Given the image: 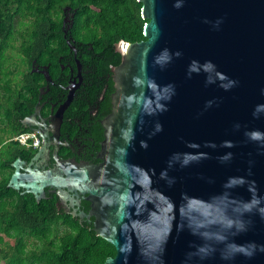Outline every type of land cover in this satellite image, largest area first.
I'll return each mask as SVG.
<instances>
[{"label":"water","instance_id":"water-1","mask_svg":"<svg viewBox=\"0 0 264 264\" xmlns=\"http://www.w3.org/2000/svg\"><path fill=\"white\" fill-rule=\"evenodd\" d=\"M137 2L145 40L116 45L104 163L27 176L17 160L8 188L86 196L72 215L116 249L104 264H264V0Z\"/></svg>","mask_w":264,"mask_h":264},{"label":"trees","instance_id":"trees-1","mask_svg":"<svg viewBox=\"0 0 264 264\" xmlns=\"http://www.w3.org/2000/svg\"><path fill=\"white\" fill-rule=\"evenodd\" d=\"M66 6L76 10L75 27L84 41L95 42L88 66L90 70L99 67L101 76L111 74L112 67L121 64L116 52L118 43L145 40L143 29L147 21L142 19V5L137 0H0V106L9 101L5 115H0L1 121L10 119L9 107L15 94L16 65L10 51L23 55V64L28 66L35 59L38 63L43 59L56 62L52 51L55 47L63 49L65 42L49 36L61 27L52 18L57 9ZM25 87L30 88L26 82ZM103 88V84L97 88L99 93ZM23 132H12L11 138ZM2 141L0 137V144ZM20 150L22 147L13 143L0 153V264H104L115 257L116 249L99 237L92 226L83 227L58 217L36 202L21 206L13 200V206H9L11 190L7 187L6 171Z\"/></svg>","mask_w":264,"mask_h":264},{"label":"flooded vegetation","instance_id":"flooded-vegetation-1","mask_svg":"<svg viewBox=\"0 0 264 264\" xmlns=\"http://www.w3.org/2000/svg\"><path fill=\"white\" fill-rule=\"evenodd\" d=\"M53 15L52 19L61 27L60 30L55 28L49 36L62 39L65 46L61 50L55 47L52 51V55L57 57L56 62L54 59H43L38 63L35 59L28 66L23 64L24 56L20 55L22 66H18L20 70L13 75L15 94L9 107L10 119L4 118V122L0 119V137H3L0 153L7 150L9 145L16 144L13 140L17 136L11 138L15 131L29 134L30 145L35 142L39 144L38 148L20 145L22 150L18 151V157L12 161L11 169L6 171L9 175L7 187L15 173L12 165L17 160L23 163L20 174L27 176L30 165L33 169L38 166L39 171L46 172L68 161L90 166L104 163L102 150L107 139L105 122L112 114V96L115 93L113 74L104 77L99 67L90 70L88 61L95 42L84 41L83 35L76 30V10L66 6L57 9ZM25 82L30 88L25 87ZM101 84L104 88L99 93L97 88ZM72 89L74 94L68 102ZM2 105L1 116L5 115L9 101L5 100ZM43 148L46 152L34 160ZM2 178L0 176V180ZM10 190L9 206H13V200L20 202L21 206L36 202L58 217L93 228L94 218L81 220L72 215L74 211L87 216L90 214L92 204L86 200V196L79 195L73 203H64L59 190L46 187L38 202L33 194L26 193L24 189ZM69 195L74 197V193Z\"/></svg>","mask_w":264,"mask_h":264},{"label":"built area","instance_id":"built-area-1","mask_svg":"<svg viewBox=\"0 0 264 264\" xmlns=\"http://www.w3.org/2000/svg\"><path fill=\"white\" fill-rule=\"evenodd\" d=\"M30 138L31 136L29 134H22L17 136L13 141L28 148H38L39 144L37 142H35L33 145L29 144Z\"/></svg>","mask_w":264,"mask_h":264},{"label":"rangeland","instance_id":"rangeland-1","mask_svg":"<svg viewBox=\"0 0 264 264\" xmlns=\"http://www.w3.org/2000/svg\"><path fill=\"white\" fill-rule=\"evenodd\" d=\"M17 38L19 39V36L18 35H17ZM18 41H20V39ZM19 45H20V42H17L16 43V47L18 48ZM9 56L12 57V58H14L13 62L16 65V71L17 70H20V69H17L18 66H22L21 62L19 61V59L21 57L20 54L17 51H15V50H11L10 53H9Z\"/></svg>","mask_w":264,"mask_h":264},{"label":"clouds","instance_id":"clouds-1","mask_svg":"<svg viewBox=\"0 0 264 264\" xmlns=\"http://www.w3.org/2000/svg\"><path fill=\"white\" fill-rule=\"evenodd\" d=\"M20 135H22V134H20ZM19 136V135H18ZM29 142H30V140H29Z\"/></svg>","mask_w":264,"mask_h":264}]
</instances>
